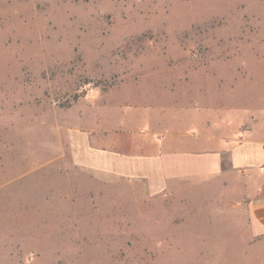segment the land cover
I'll list each match as a JSON object with an SVG mask.
<instances>
[{"label": "rangeland", "instance_id": "374dc122", "mask_svg": "<svg viewBox=\"0 0 264 264\" xmlns=\"http://www.w3.org/2000/svg\"><path fill=\"white\" fill-rule=\"evenodd\" d=\"M262 112L264 0H0V264H264L210 161Z\"/></svg>", "mask_w": 264, "mask_h": 264}, {"label": "crops", "instance_id": "0c3cea01", "mask_svg": "<svg viewBox=\"0 0 264 264\" xmlns=\"http://www.w3.org/2000/svg\"><path fill=\"white\" fill-rule=\"evenodd\" d=\"M259 115L262 118L252 116L217 124L220 131L210 133V141L215 142L210 143V161L225 178L244 179L238 187L242 191L240 203L246 206L254 231L264 234V113ZM244 124L247 128L241 129Z\"/></svg>", "mask_w": 264, "mask_h": 264}]
</instances>
